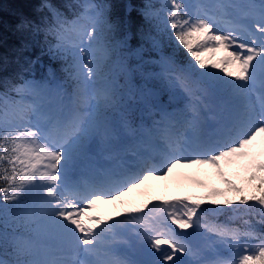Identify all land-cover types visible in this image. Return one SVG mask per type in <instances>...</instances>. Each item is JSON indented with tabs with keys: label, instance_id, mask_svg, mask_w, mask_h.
Returning <instances> with one entry per match:
<instances>
[{
	"label": "snow or ice",
	"instance_id": "6c2138e0",
	"mask_svg": "<svg viewBox=\"0 0 264 264\" xmlns=\"http://www.w3.org/2000/svg\"><path fill=\"white\" fill-rule=\"evenodd\" d=\"M121 7L133 10L84 0L69 23L44 0L40 24L17 26L57 37L49 52L71 57L64 71L73 87L61 88L65 103L55 110L23 102L36 85H13L20 99L2 98L0 264H264V0L145 4L139 13L150 27L135 48L128 22L113 12ZM167 31L192 58L187 66L163 54L144 60L145 45L158 51ZM108 61L118 71L105 74ZM160 83L177 104L172 111ZM214 96L219 110L210 115ZM134 100L149 106L150 123ZM94 158L113 163L78 175L80 163ZM240 162L249 194L224 170ZM197 167L215 169L227 189L153 203L147 212L95 214L101 204L123 205L150 178Z\"/></svg>",
	"mask_w": 264,
	"mask_h": 264
},
{
	"label": "trees",
	"instance_id": "16d2710c",
	"mask_svg": "<svg viewBox=\"0 0 264 264\" xmlns=\"http://www.w3.org/2000/svg\"><path fill=\"white\" fill-rule=\"evenodd\" d=\"M97 3H113L121 5H131L132 11L128 12L127 8H115L113 12L121 15L128 22L133 33V40L130 42L132 47L139 46V32L148 30L150 25L140 15L139 9L151 0H94ZM44 0H0V106H2V98L7 94H14L11 86L20 85L31 77L37 79L43 78L51 81L50 69L57 73L58 79L62 80L63 65L60 64L58 57L52 56L49 49L56 45L59 41L57 37L48 32L40 31L33 33L31 29L20 30L17 26L21 20L27 19L35 24H40L42 18L47 15V10H41ZM62 13L64 18L70 22L75 19L81 9L76 0H49ZM153 35H157L153 29ZM159 43L166 56L174 58L176 63L181 67L188 65L191 61L190 55L182 46L178 45L170 34L161 32L158 35ZM144 60L147 62L158 59V55L147 45L143 52ZM115 60V56H113ZM109 63H112L109 61ZM135 68V67H134ZM137 78V77H136ZM163 95L162 102H166L168 94L162 85ZM230 179L237 185L246 189L245 194H249L252 188L246 183L245 176H230ZM227 185L223 179L216 173L212 176L210 184L199 190L190 191L193 200H203L214 189L224 191ZM229 195L235 196L231 193ZM222 199L223 197H219ZM238 198V197H237ZM3 199L0 194V205ZM209 218H211L209 216ZM3 224L0 223V228Z\"/></svg>",
	"mask_w": 264,
	"mask_h": 264
},
{
	"label": "rangeland",
	"instance_id": "374dc122",
	"mask_svg": "<svg viewBox=\"0 0 264 264\" xmlns=\"http://www.w3.org/2000/svg\"><path fill=\"white\" fill-rule=\"evenodd\" d=\"M77 3L81 4L84 2V0H76ZM95 2V1H94ZM186 3H191L193 0H185ZM166 3V0H151L147 4H151L155 10H159L163 4ZM82 11V9H81ZM160 15L163 17L165 15L164 12H161ZM75 20V19H73ZM71 20V21H73ZM70 21V22H71ZM69 22V23H70ZM163 33V32H162ZM165 33H168L171 35L170 31H167ZM172 36V35H171ZM173 37V36H172ZM69 40L74 39V35L72 33L68 34L67 37ZM174 38V37H173ZM59 43V42H58ZM57 43V44H58ZM56 44V45H57ZM56 45L52 46V49H55ZM158 55V59L161 54L165 55L164 51L162 50V45L159 43V50L154 51ZM222 52L216 53V58L219 59ZM212 54H207L206 59L209 58ZM52 56H54L52 54ZM55 57V56H54ZM60 64L63 65L62 70H60L63 74L62 80L58 79L56 76L57 73L54 72V76H51V81H48L43 78H29L27 81L22 83L24 84H31L36 85L35 91L31 88L27 90L23 97V102L25 104L29 103H39L41 104L45 110H55L59 107H62L65 101L62 99L60 95L61 88L65 92H71L72 91V81L69 79L68 73L64 71L65 68L69 66V64L72 63L71 57L68 56H60L58 57ZM148 62V61H147ZM187 66V65H186ZM135 65L133 64V68ZM185 67V66H183ZM112 71H118L114 67L112 63L106 62L105 64V74H108ZM213 71L219 72V69H213ZM223 75V73H221ZM136 77H133V82L135 81ZM121 84L124 83V79L121 78L119 81ZM159 85H164L160 83ZM159 92V96L161 99V94H163L162 87L159 86V89H157ZM38 93V95L36 94ZM8 96L15 97L16 99H20V97H17L16 94H11ZM168 101L173 104V108H170L169 110L172 111L177 107V104L175 101H171L170 97L168 96ZM166 102L165 104L169 103ZM212 105V112L210 115H214L219 110V98L218 97H211L209 101ZM133 103H138L142 109H144L139 115L141 118L145 121V123H150L152 119L151 111L149 110V106L146 105L143 101L140 100H134ZM180 108H182L184 105L183 103H180L178 105ZM156 119H159V116L155 117ZM259 145V141L257 142ZM131 147V145H129ZM259 151V147L256 149ZM125 160L131 159L130 152L124 155ZM113 163L111 160H102L98 158L94 159H84L78 168V174L84 178H88L93 170L100 166V164H104L106 166H110ZM244 162H240L238 164H234L232 166H226L225 167V173L227 175V178L230 179V176H247L248 173L244 170L243 166ZM216 173L215 169L211 168H177L174 170V172L169 175L166 179H155L150 178L140 189H137L131 193H129L125 197V203L123 205L121 204H101L98 206L97 215L104 216L105 219H108V217H119V214L122 212H126L129 208H143L144 212H147L151 207L153 203H159L162 201H177L179 199H183L185 197H190V191L194 188V190H199L201 188H204L210 184L212 181V176ZM193 199V198H192ZM148 205V208H145L144 206ZM182 208L181 205H177V210L179 211ZM173 227H175L173 225ZM188 231H191L189 229Z\"/></svg>",
	"mask_w": 264,
	"mask_h": 264
},
{
	"label": "bare ground",
	"instance_id": "6f19581e",
	"mask_svg": "<svg viewBox=\"0 0 264 264\" xmlns=\"http://www.w3.org/2000/svg\"><path fill=\"white\" fill-rule=\"evenodd\" d=\"M221 54H222V55H224V53H223V52H222Z\"/></svg>",
	"mask_w": 264,
	"mask_h": 264
}]
</instances>
